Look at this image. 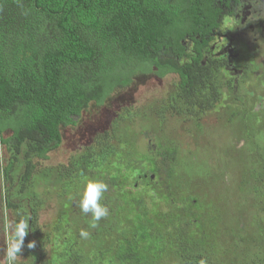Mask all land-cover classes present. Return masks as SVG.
I'll list each match as a JSON object with an SVG mask.
<instances>
[{"label":"trees","instance_id":"trees-1","mask_svg":"<svg viewBox=\"0 0 264 264\" xmlns=\"http://www.w3.org/2000/svg\"><path fill=\"white\" fill-rule=\"evenodd\" d=\"M195 1L0 0V211L12 218L7 243L20 215L30 217L22 255L37 249L42 264H264V91L226 90L219 65L183 59L170 33L179 14H204L210 0ZM172 76L159 99L102 113L117 93L131 98L143 80ZM92 107L95 121L85 116ZM171 125L195 133L192 158L208 152L211 133L227 140L218 154L229 166L209 171V155L200 168L213 201L189 193L180 150L164 143ZM63 145L71 148L37 174ZM93 178L109 186V214L95 228L78 206Z\"/></svg>","mask_w":264,"mask_h":264},{"label":"flooded vegetation","instance_id":"flooded-vegetation-1","mask_svg":"<svg viewBox=\"0 0 264 264\" xmlns=\"http://www.w3.org/2000/svg\"><path fill=\"white\" fill-rule=\"evenodd\" d=\"M195 2L199 7L203 4L202 0ZM202 7L204 14H198L194 18L179 14L173 23L170 34H178L183 59L187 55H194V58L200 55L202 66L212 69L219 65L226 90L234 88L237 92L241 85L251 88V77L263 80L264 86V0H256L255 8L251 0H210ZM255 15L261 17L253 19ZM260 90L264 91V88ZM224 99L226 102L225 96ZM94 125L97 127V123ZM148 142L150 143V139ZM147 174L149 179L154 178V173ZM4 214V211H0L2 231L5 227H10V219ZM2 217L5 218V223ZM2 237L5 248L0 264H4L8 246L4 232ZM20 256L29 257L26 262L29 264H42L45 257L40 256L37 249L30 255L20 253Z\"/></svg>","mask_w":264,"mask_h":264},{"label":"rangeland","instance_id":"rangeland-1","mask_svg":"<svg viewBox=\"0 0 264 264\" xmlns=\"http://www.w3.org/2000/svg\"><path fill=\"white\" fill-rule=\"evenodd\" d=\"M172 78H174V76H172L171 78L166 77V78H163L161 80H158V79H150L149 81L143 80L144 85H140L137 87V93H135V95H133V97L129 98V96L126 95L124 92H119L116 94V96L114 98L111 99L110 102H106V104H105L106 106L101 108V111H102V113L105 112L107 114L112 115L113 112L115 113L116 111L121 110V108H123L124 106L139 107V106H142L146 100H149V103H151V101L153 99L157 100L164 94L167 86L170 83V79H172ZM250 85L252 86L251 88L244 87L241 85L238 88V91H243V90L252 91V92L255 91L258 94L260 91V88H264L263 80H256L253 77L250 78ZM260 94H262V92ZM258 97L261 98L260 96H258ZM261 99H263V98H261ZM252 105L253 106L259 105V102L256 101V98L252 100ZM96 112L98 114L99 110L96 108H93V107L89 108L87 110L85 116L90 121H95L96 120ZM153 124H154L153 122H149L147 124V127L152 126ZM238 126H239L238 122H235L232 125V127H235V128H237ZM207 128H208V126H205V130H207ZM220 128H221V126H220ZM73 131H74V129H73ZM206 134L207 133L204 132L203 135H206ZM190 135L194 136L195 133L189 127H183L181 129V131L179 129H177V133H176V132H174V128L171 125L169 134L167 135V137L164 138V143L166 144L167 141H174L176 146L180 150L181 156H179V160H180L179 166L182 168V170L186 174H190L191 178H193V182L191 183V185L189 187V193L193 196L194 195L199 196L200 199H202L204 197L205 200H207V198L209 197L211 199V201H213L214 199H216L215 195H214V197H212V193L209 195L207 194V192L209 191V188H211V185L207 183V182H209L208 172L209 171L212 172V170H213L212 168L215 166V164H217L219 166H222L223 164H225V165L227 164L229 166L228 160L221 158L225 153L218 154V151L220 153V150L224 146H226L227 140L226 139H220L218 132L211 133V135H210V137H211L210 138V148H209L208 152L206 150H201V149L196 150L194 152L196 155H195V157L192 158V156H189V152L195 148V146H194L195 142L192 141V139L190 138ZM149 137H151L153 139V136L151 134H149ZM205 139H207V136ZM156 140H157V138H156ZM144 141L148 142V140H146V139ZM153 142H155V140L152 141L151 145L154 144ZM154 146H155V144H154ZM66 148H71V147L68 145H63L62 147L56 149L54 151V153L49 156L50 157L49 159L40 161L36 167L37 174H39L40 171L44 167L50 166V164L55 165L56 164L55 160L57 159V157H59L63 153L64 149H66ZM209 155L213 157L214 164H212L210 167L208 165V169L209 168L210 169L206 173L207 170L200 169V168L205 166V161H207L209 159ZM60 158H63V156H61ZM234 164H235V160L231 159L230 167L232 169H234L233 168ZM226 169H227V167H226ZM194 179H201V182L197 183L196 181H194ZM35 180L37 181L35 183V186L37 187L36 190L41 189V187L43 186V183L40 182L39 179H35ZM211 183L214 186L213 181ZM197 206L199 207V205H197ZM48 207H51L50 204H47L46 208L39 215L40 224H42L43 222L48 223V221L46 220V214L44 213V211L46 213H50L53 210L52 208H48ZM163 207L164 206L162 205L160 207V209ZM6 215H8L7 216L8 218L12 219L10 214H7V211H6ZM2 220L4 222V217H2ZM2 232H4V235H5V229H3V231H2L1 226H0V257L3 259L5 243L3 241ZM27 259L29 260V257L21 256V258L19 260V264H29V263H26Z\"/></svg>","mask_w":264,"mask_h":264},{"label":"clouds","instance_id":"clouds-1","mask_svg":"<svg viewBox=\"0 0 264 264\" xmlns=\"http://www.w3.org/2000/svg\"><path fill=\"white\" fill-rule=\"evenodd\" d=\"M254 8L256 7V0H251ZM261 17L255 15L253 19ZM108 184L105 183L102 179H89L85 182L83 191L80 193V199L78 206L82 213L91 216L90 227L95 228L98 226V222L108 216L109 210L108 206L103 203L104 194L108 191ZM29 216L20 215L17 220L13 230L12 235L9 240L4 264H19L21 258L20 253L24 244V238L30 230L29 225ZM5 223V220H4ZM6 225V224H5ZM7 232V227H5V236ZM79 236L82 239H88L90 236L89 231L85 229H80ZM28 248L35 247V241L28 242ZM200 264H205L204 261H201Z\"/></svg>","mask_w":264,"mask_h":264},{"label":"water","instance_id":"water-1","mask_svg":"<svg viewBox=\"0 0 264 264\" xmlns=\"http://www.w3.org/2000/svg\"><path fill=\"white\" fill-rule=\"evenodd\" d=\"M151 177H153V175H151Z\"/></svg>","mask_w":264,"mask_h":264}]
</instances>
